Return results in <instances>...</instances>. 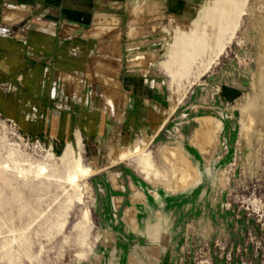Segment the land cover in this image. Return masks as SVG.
<instances>
[{"label":"rangeland","instance_id":"obj_1","mask_svg":"<svg viewBox=\"0 0 264 264\" xmlns=\"http://www.w3.org/2000/svg\"><path fill=\"white\" fill-rule=\"evenodd\" d=\"M92 3L80 35L92 49L55 82L59 97L83 107L88 130L66 142L31 137L0 113V264H264V0L249 1L233 44L206 72L212 51L202 30L231 36L244 0ZM3 4L5 36L51 31L52 15L38 17L37 5ZM106 23L114 27L100 37L93 28ZM211 133L220 152L204 158L191 139ZM149 141L144 155L112 164L111 151ZM68 144L98 170L79 188L66 182ZM39 167L47 175L37 178ZM151 204L163 211L152 221L154 240L130 218L142 226Z\"/></svg>","mask_w":264,"mask_h":264},{"label":"crops","instance_id":"obj_2","mask_svg":"<svg viewBox=\"0 0 264 264\" xmlns=\"http://www.w3.org/2000/svg\"><path fill=\"white\" fill-rule=\"evenodd\" d=\"M93 1L97 0H0V19L3 3L15 2L37 5L38 13L52 15L46 17L51 31L33 30L20 37L0 34V113L23 135H46L66 142L78 129L88 130L82 125L86 118L83 107L59 97L55 82L59 73H71L74 66H82L92 49L80 35L95 13ZM41 18L33 24L39 29L48 28V22L37 23ZM70 34L73 38H68ZM132 93H128L130 118H134L137 108V97Z\"/></svg>","mask_w":264,"mask_h":264},{"label":"bare ground","instance_id":"obj_3","mask_svg":"<svg viewBox=\"0 0 264 264\" xmlns=\"http://www.w3.org/2000/svg\"><path fill=\"white\" fill-rule=\"evenodd\" d=\"M206 1V0H205ZM210 2H214L216 0H209ZM249 1L250 0H244V7H243V12L241 11L242 16L240 17L239 23L236 25V27L231 31V36L229 34L223 33L220 30H215L214 28L208 26L206 29L204 28V30H202L203 32V40L204 42L207 44L209 50L212 51V58L209 62H205L204 64H202L200 67L203 68L206 71H208L212 65H215V63H217V61L223 56V54L225 53V51H227L226 49H228V47L233 44V41L236 39L237 34L240 31V22L241 20L246 17L245 14V9L248 7L249 5ZM235 10L237 12L238 8L235 7ZM139 12L137 9L134 10V14L133 16H135V13ZM39 15H41V13H38ZM238 14V13H237ZM240 14V15H241ZM207 15V14H206ZM8 22H12L15 21L14 19V15L13 14H8ZM38 17H42V16H38ZM237 17V16H236ZM239 17V16H238ZM37 18H34V20ZM237 20V19H236ZM234 21V20H233ZM219 22V21H218ZM224 23V22H223ZM234 23V22H233ZM237 23V22H236ZM10 25V24H9ZM207 25V23H206ZM230 25V24H228ZM233 25V24H232ZM109 27H111V29H113L114 26H110V25H101V24H97L96 26H94V31H100V37H103L104 33L102 31L106 30V29H110ZM223 27V25H222ZM11 27L7 25V27H3L2 29H0V34H6L12 31H8V29H10ZM231 29V28H230ZM93 31V32H94ZM112 31V30H111ZM115 31V30H114ZM119 31V30H118ZM138 33H142L141 31L139 32H135L133 33V36L136 37L138 36ZM201 33V32H199ZM10 34V33H9ZM198 35V34H197ZM118 37V36H117ZM199 38V37H198ZM201 38V37H200ZM191 40V39H190ZM194 40V39H193ZM190 43H192V41ZM201 40V39H199ZM195 41V40H194ZM193 41V42H194ZM198 41V40H197ZM202 41V40H201ZM203 42V41H202ZM201 42V43H202ZM189 43V42H188ZM200 42H198L199 44ZM191 45V44H190ZM201 45V44H200ZM193 46V45H192ZM187 51H189L191 48H189V46L185 47ZM206 48V47H205ZM204 48V49H205ZM200 49V46H199ZM201 49H203V47H201ZM191 51V50H190ZM192 52V51H191ZM203 52V51H202ZM189 53V52H188ZM196 54V51H195ZM185 55V54H184ZM189 55V54H188ZM193 55V53H192ZM190 56V55H189ZM194 56V55H193ZM185 57V56H184ZM184 57L182 59H184ZM197 57V56H196ZM199 57V56H198ZM192 58V57H191ZM195 58V57H194ZM193 58V59H194ZM176 60V59H175ZM175 62V61H174ZM180 63V62H179ZM177 64V63H176ZM182 64V63H181ZM170 66V65H169ZM173 67V66H172ZM175 67V66H174ZM173 73L177 72V68L172 69ZM181 71V70H180ZM184 71V70H183ZM189 72V70H188ZM186 73V72H185ZM177 74V73H176ZM179 74V73H178ZM184 74L182 73V76ZM172 76L174 77V75L172 74ZM181 76V77H182ZM110 94V93H109ZM175 105L174 107L177 109L178 105L182 102L183 97H184V93L183 92H178L177 95L175 96ZM114 99V98H113ZM113 104V103H112ZM105 106V105H104ZM115 106V105H114ZM107 107V106H106ZM174 108V109H175ZM110 109V107H109ZM117 109V108H116ZM111 110V109H110ZM121 118L123 117L122 115H120ZM116 117V116H115ZM120 119V117H119ZM251 122V120H250ZM167 121H165L166 125ZM211 123V122H210ZM213 123V122H212ZM214 128H216L217 123L214 122ZM207 127V126H206ZM206 131V130H205ZM194 137V135H193ZM192 138V136H191ZM191 144L195 146V148L201 153V155L204 158H208L210 156H212L213 154H218V152H220V144L217 143V137L214 136V134H209L208 136H201L200 134L196 135L193 139H191ZM81 145V142L78 140V146ZM151 145V141L149 142H141L138 145H136L134 148L132 149H127V150H120L118 152H114L111 151L112 154L110 155V160L113 163H117L119 161H125L126 159L131 157H139L144 155V153L146 152L145 150L148 149V147ZM150 148V147H149ZM212 149H215V152L212 151ZM179 156V155H178ZM216 156V155H215ZM178 159V158H177ZM215 159V157H214ZM213 159V160H214ZM70 160H73V163L70 162ZM180 160V159H179ZM63 161L67 163V165H69V176L66 179V182L71 185L74 186V188H79L78 183L80 181L85 180L86 178L90 177L93 173H97L98 170L93 168V167H85L82 161V156L81 154H77L76 150L74 149V146L72 144H68V148L66 153L63 156ZM177 161V160H176ZM213 162V161H212ZM217 162H219L218 160L214 161L211 168L207 171V176L210 175V173L212 172V169L215 165H217ZM147 166H148V172L150 171V164L148 161H146ZM179 163V162H178ZM187 164V163H185ZM186 171L189 172L191 174H193V176L195 178H201V174H200V170H193L189 163L188 165H186ZM46 173V169L44 167H39L38 170L36 171L35 175L37 178H41L44 175H47ZM21 174V173H20ZM25 174V173H24ZM192 177V175H191ZM178 185V184H177ZM164 203V202H163ZM146 205V204H145ZM165 205V204H164ZM161 205H148V207H150V210L145 211L146 213V218L144 220V224L142 226H140V224L137 222L136 218H133L132 215L130 216L132 223H131V227H133L135 229L136 232H138L139 234L148 237L151 240H154V231L157 230L158 225H153L152 221L154 220L155 214L156 213H161L162 211V207H160ZM144 213V215H145ZM157 257V256H156ZM155 259V258H154Z\"/></svg>","mask_w":264,"mask_h":264},{"label":"water","instance_id":"obj_4","mask_svg":"<svg viewBox=\"0 0 264 264\" xmlns=\"http://www.w3.org/2000/svg\"><path fill=\"white\" fill-rule=\"evenodd\" d=\"M240 96V93H238V92H233V96H232V98L231 99H236V98H238Z\"/></svg>","mask_w":264,"mask_h":264}]
</instances>
